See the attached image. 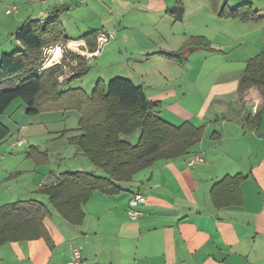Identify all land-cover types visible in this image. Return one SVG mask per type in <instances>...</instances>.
I'll list each match as a JSON object with an SVG mask.
<instances>
[{
  "label": "crops",
  "instance_id": "1",
  "mask_svg": "<svg viewBox=\"0 0 264 264\" xmlns=\"http://www.w3.org/2000/svg\"><path fill=\"white\" fill-rule=\"evenodd\" d=\"M49 1L40 0L36 18H44L52 11ZM90 1L76 0V9L84 4L85 9H91L88 5ZM93 1L101 9L106 7L101 2L111 3L120 14L121 24L127 25L125 29L117 31L116 39L123 30L133 29L134 22L141 17L152 14L166 16L168 9L176 6L175 0H159L156 4H152L153 0ZM64 2L69 5V15L74 4H69L68 0ZM58 16L61 20L60 13ZM24 20L16 16L14 27L9 29L10 36L13 37L15 29ZM168 24V20L155 21V26L166 27ZM251 24L259 26V22ZM98 31L107 33L108 29L103 27ZM247 32H251V28L248 31L244 28L239 40L245 38ZM65 36L74 42L83 41L86 45V41L80 37L71 39L66 32ZM17 43L20 46L19 41ZM59 43L53 45L58 47ZM151 46L148 43L131 46L118 41L99 45L97 40L94 50L79 46L76 56L81 60L78 58L77 62L80 66L84 63L86 68L80 73L81 68L78 72L76 70L75 73L79 75L66 82L81 80L88 72L86 70L90 69L89 64L94 63L93 59L98 64L101 58L105 59L103 54L112 55L115 48L124 51L125 59L141 62L143 59L149 60V54L156 53V50L148 49ZM178 46L173 45L165 52H174L181 47ZM138 50L143 53L140 60ZM94 51L97 52L87 60L84 54ZM56 55L52 60L56 59ZM166 59L163 58L164 61ZM167 62L175 64L168 65ZM176 65L184 66L168 59L164 62L165 72L162 73L150 65L146 83L143 81L139 85L146 98L156 103L154 111L165 120L172 124L189 121L195 126H204L200 141L187 154L158 160L138 171L130 182L122 183L123 189L116 194L95 191L82 206L85 218L80 225L69 223L55 210L57 214L54 216L51 205H46L48 214L43 222L53 247L43 238L8 242L0 245V264H68V247L71 243L82 246L87 264H264V138L259 137L264 128L256 129L246 123L247 116L259 111L262 97L255 87L238 91L241 73L238 76L228 74L225 79L212 81L208 90L201 94L198 79L192 75L176 74ZM21 110L23 116L14 131L18 136L28 140L47 132H56L50 131L42 120H37L35 117L38 114L27 115L25 106ZM7 127L10 135L11 129ZM77 128L65 129L66 138L61 132L68 146L63 151L57 149L55 158L83 155L73 141L80 134ZM72 129L76 132L67 134ZM26 143L29 144L26 155L46 160L47 151L39 147L40 144ZM196 154L201 155L203 161L189 164L188 160ZM40 169V172H37V167L33 169L31 179L35 182L36 190H39L41 182L46 184L53 180L51 174L69 171ZM237 174L242 175L237 203L214 206L210 197L214 182L225 175ZM134 191L142 192L145 198L138 207L141 214L137 219H131L128 215V201Z\"/></svg>",
  "mask_w": 264,
  "mask_h": 264
},
{
  "label": "trees",
  "instance_id": "2",
  "mask_svg": "<svg viewBox=\"0 0 264 264\" xmlns=\"http://www.w3.org/2000/svg\"><path fill=\"white\" fill-rule=\"evenodd\" d=\"M226 8L219 14L255 23L264 18L252 4ZM173 9H177V5ZM182 10L179 7V11ZM58 15L52 10L44 18L28 17L15 29L13 37L19 41L20 49L0 55V115L17 97L23 99L27 115H37L45 109L78 112L80 134L73 141L104 174L82 170L54 173L50 183L39 184V191L66 221L80 225L85 218L82 206L95 191L116 194L123 189L122 183L130 182L135 173L154 162L189 153L203 137L204 126H195L189 121L175 125L165 120L154 111L156 103L146 98L142 86L120 75L107 82L97 79L90 93L80 86L59 90L61 83L57 82V74L60 66L53 64L40 71L37 68L45 48L62 39L69 40ZM179 16L177 20L181 14ZM98 33V30H92L79 39H84L88 49L94 50ZM197 42L210 46L202 38ZM160 53L181 61L174 52ZM72 56L81 60L76 54ZM85 68L82 63L79 73ZM250 87L258 89L262 104L256 114L247 116L246 123L256 129L264 128V48L247 60L240 74L238 91ZM137 130L140 133L136 143L123 137ZM8 135V127L0 122V140ZM241 180L242 175L237 174L225 175L214 182L210 191L214 206L236 204ZM47 214L46 204L34 198L0 206V245L43 238L53 247L43 222Z\"/></svg>",
  "mask_w": 264,
  "mask_h": 264
},
{
  "label": "rangeland",
  "instance_id": "3",
  "mask_svg": "<svg viewBox=\"0 0 264 264\" xmlns=\"http://www.w3.org/2000/svg\"><path fill=\"white\" fill-rule=\"evenodd\" d=\"M68 1L69 4H74L73 8L70 9L71 14L67 15L69 10L60 14L63 28L65 29L64 32L71 39L79 38L87 32L101 30L104 27L108 29L107 34L111 35L107 43L114 44L118 41L119 43H129L131 46H141L148 43L152 45L148 49H154L156 53L149 54V60L143 59L141 62H137L135 59H125L124 51L119 50V54L118 49L115 48L113 54L111 53L112 55H109L110 53L103 54L105 59L101 58L98 64L93 59L94 63L89 64L90 69L86 70L88 72L81 80L68 83L66 81H71L75 75L77 76L75 72L76 70L78 72L81 66L78 65V58L72 56L78 51L70 50L66 47V43L71 40H60L58 47L61 48L56 50L55 61L47 63L46 67L42 68L45 62L53 58L56 53V45L49 46L44 49L42 59L37 67L40 71V69L44 70L53 64L60 66L57 74V82L61 83L58 87L59 90L81 86L85 91L89 92L98 78H102L107 82L116 75L131 78L136 84L140 82L143 84V81L146 83L145 77L149 75L147 69H149L150 65L153 68H158L162 73L165 72L163 65L169 58L164 61L165 55L160 52H165L173 45L178 44V47H181L176 49L174 53L181 61H171L184 66L176 65L178 68L176 74L194 76L198 79V88L200 93L203 94L208 90L212 81L225 79L228 74L238 76L245 67L247 60L264 48V18L259 22L258 26L251 24L252 22L255 23V21H241L219 14L222 10L224 12L227 9L226 7L234 9L243 3H248L250 5L253 4V8L257 9L259 14L264 17V0H175L177 9L170 7L166 16H154L152 14L151 16L141 17L134 22L133 29L123 30L117 39L115 38L117 31L122 28L125 29L124 26L127 27V25L121 24V17L115 6L111 3L106 4L100 1L106 6L101 9L99 5L91 0L88 2L91 9H85V4L83 7L76 9V0ZM168 1L171 2L172 0ZM39 2L40 0H0V55L4 52L20 49L15 38L10 36L9 29L14 27L15 22L13 20L16 19V16L24 19L28 17L35 19L38 17ZM159 2V0H153L152 4ZM49 3L53 8H56L63 2L58 3L55 0H50ZM12 6L17 8L18 14H16V11L11 12L9 15L6 14V10ZM179 7L183 9L181 12ZM180 14L181 18L177 20ZM163 20L165 22L169 21L166 27L162 25L155 26V21L163 22ZM173 23L175 24L171 27ZM244 28H247V31L251 28V32H247L245 38L241 37V40H239L240 33ZM200 38L212 44L211 48L207 44L206 46L199 44L197 41ZM80 46H87V43ZM137 53L140 60L143 53H140V50ZM186 60H188L187 64ZM166 64L173 65L175 63L167 62ZM62 74L63 76L61 77ZM158 75L160 76L159 73ZM22 106H24L23 99L17 97L0 115V122L11 129L10 135L5 140L0 141V206L20 199L34 198L50 207L47 196L36 190V187H34L35 182L31 180L34 174L33 169L36 167L37 172L41 171L40 168L43 171L53 168L55 170H82L99 175L104 174L101 169L95 167L83 155L74 157L67 154L69 156L66 159L64 157L55 158L54 154L57 149L63 151L68 146L62 138V136L66 138L64 130L78 127L79 114L77 111L42 110L35 118L42 120L50 131L56 132H47L26 140L14 133L15 129L19 127L23 116ZM74 129L69 130L67 134L75 133ZM139 133L140 130H137L134 134L123 137L134 144L138 140ZM19 138L25 140V145L12 147V142ZM27 141L36 145L40 144L39 147L47 151L45 161L34 155H26L29 149ZM141 205L139 204V207ZM50 210L54 216L57 214L52 207Z\"/></svg>",
  "mask_w": 264,
  "mask_h": 264
},
{
  "label": "built area",
  "instance_id": "4",
  "mask_svg": "<svg viewBox=\"0 0 264 264\" xmlns=\"http://www.w3.org/2000/svg\"><path fill=\"white\" fill-rule=\"evenodd\" d=\"M55 1L58 3H61V2H64L66 0H55ZM14 11H16V7L12 6L6 10V13H10V12H14ZM110 38H111V35L107 34L106 32H99L97 35V41H98L99 45L108 42ZM81 44H85V43L83 41L81 43L74 42V41H68L66 43V47L70 50L79 51V46ZM57 48L58 47L56 46L55 52H56ZM59 49H60V47H59ZM96 52L97 51L88 52V53H85L84 55H85L86 59L89 60L90 57H93V55ZM53 57H54V55H53ZM51 60H52V58L49 59L47 62H45V65H43L42 68L46 67L47 63L53 61V60L52 61ZM24 143H25V140L23 138H19V139L13 141L11 145H12V147H20ZM196 161H203L202 156L199 154L193 155V157L190 160H188V163L192 164ZM144 200H145L144 195L141 192L135 191L132 193V195L130 196L129 201H128L129 218L137 219L140 216L141 212L138 209V207H139V204L144 202ZM68 257H69L68 264H86V260L82 254V246L77 244V243H71L69 245Z\"/></svg>",
  "mask_w": 264,
  "mask_h": 264
},
{
  "label": "water",
  "instance_id": "5",
  "mask_svg": "<svg viewBox=\"0 0 264 264\" xmlns=\"http://www.w3.org/2000/svg\"><path fill=\"white\" fill-rule=\"evenodd\" d=\"M69 9V5L67 2H63L61 4H59L55 9H54V12L59 14L63 11H66ZM259 137H263L264 138V131L260 132L259 133Z\"/></svg>",
  "mask_w": 264,
  "mask_h": 264
},
{
  "label": "bare ground",
  "instance_id": "6",
  "mask_svg": "<svg viewBox=\"0 0 264 264\" xmlns=\"http://www.w3.org/2000/svg\"><path fill=\"white\" fill-rule=\"evenodd\" d=\"M58 49H59V47H58ZM60 50V49H59ZM60 52V51H59Z\"/></svg>",
  "mask_w": 264,
  "mask_h": 264
}]
</instances>
